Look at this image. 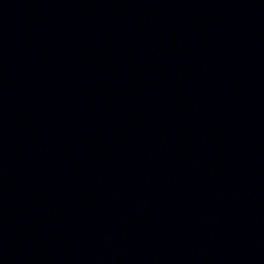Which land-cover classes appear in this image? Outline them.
I'll use <instances>...</instances> for the list:
<instances>
[{
  "label": "water",
  "instance_id": "95a60500",
  "mask_svg": "<svg viewBox=\"0 0 264 264\" xmlns=\"http://www.w3.org/2000/svg\"><path fill=\"white\" fill-rule=\"evenodd\" d=\"M0 264H264V0H0Z\"/></svg>",
  "mask_w": 264,
  "mask_h": 264
}]
</instances>
